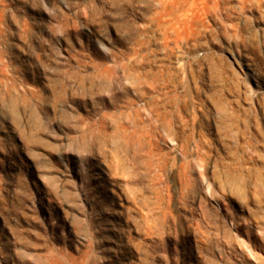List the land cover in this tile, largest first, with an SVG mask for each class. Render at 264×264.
I'll list each match as a JSON object with an SVG mask.
<instances>
[{"label": "rangeland", "instance_id": "1", "mask_svg": "<svg viewBox=\"0 0 264 264\" xmlns=\"http://www.w3.org/2000/svg\"><path fill=\"white\" fill-rule=\"evenodd\" d=\"M0 264H264V0H0Z\"/></svg>", "mask_w": 264, "mask_h": 264}]
</instances>
